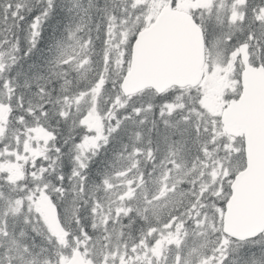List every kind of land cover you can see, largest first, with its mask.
Instances as JSON below:
<instances>
[{"label": "snow or ice", "instance_id": "obj_1", "mask_svg": "<svg viewBox=\"0 0 264 264\" xmlns=\"http://www.w3.org/2000/svg\"><path fill=\"white\" fill-rule=\"evenodd\" d=\"M0 264H264V0H0Z\"/></svg>", "mask_w": 264, "mask_h": 264}]
</instances>
